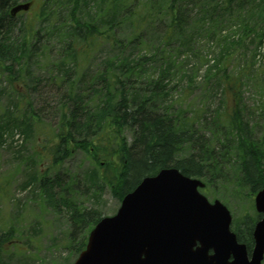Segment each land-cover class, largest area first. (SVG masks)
Segmentation results:
<instances>
[{
  "label": "trees",
  "instance_id": "trees-1",
  "mask_svg": "<svg viewBox=\"0 0 264 264\" xmlns=\"http://www.w3.org/2000/svg\"><path fill=\"white\" fill-rule=\"evenodd\" d=\"M31 1L0 0V81L16 97L0 113V147L15 131L29 137L44 125L29 101L17 114L21 88L38 89L33 67L41 60L54 69L48 84L62 89V99L55 130L42 132L46 155L30 156L35 165L46 156L47 167L31 172L22 188L36 182L57 205L52 185L60 176L49 173L76 147L91 164L87 192L105 185L120 201L167 167L199 179L205 196L219 184L251 198L264 188V102L243 107V78L232 67L235 47L254 59L264 42V0H40L33 10ZM201 69V84L230 94L222 109L192 95ZM64 204L70 248L79 253L103 216ZM249 204L253 215L235 221L245 239L259 216ZM21 236L14 225L0 232V264L12 262Z\"/></svg>",
  "mask_w": 264,
  "mask_h": 264
},
{
  "label": "rangeland",
  "instance_id": "rangeland-1",
  "mask_svg": "<svg viewBox=\"0 0 264 264\" xmlns=\"http://www.w3.org/2000/svg\"><path fill=\"white\" fill-rule=\"evenodd\" d=\"M38 1L40 0L31 1V10L39 4ZM24 15L20 13L17 17L23 18ZM52 61L54 62V59ZM232 67L233 72H239L238 75L243 78L240 90L243 107L245 106L244 108L249 111L260 109L262 107L260 100L264 102V42L258 47L254 59L251 52L242 51L240 46L235 47ZM50 68H52L50 65L45 66L41 60L37 66L33 67L34 76H39L38 89H19L24 101L19 105L17 114L23 112L29 101L36 116L45 126L41 125L37 134L29 137L15 131L13 140L8 138L6 146L0 147V187L2 188L0 190V232L5 231L9 225H14L22 235L20 246L14 249L10 264H72L74 262L79 253L70 248L68 234L73 226L69 223L67 215L70 209L64 204L65 199L72 200L81 208H93L103 217L115 214L120 205V200L105 185L101 190L95 188L87 192L84 174L89 171L91 164L87 154L78 147L72 150L70 157L55 168L53 173L51 171L49 173L53 177L57 173L60 176V182L52 185V192H55L54 199L58 200L57 205L54 206V202L51 203L42 190L40 193L36 182L26 188L21 187L22 182L28 179L31 172L37 170L44 172L48 163L46 156L43 157L44 160L37 161L38 165L30 164L29 161L35 150L46 155L41 146L42 132L50 128L54 131L58 119L62 89L48 84L47 78L54 72V69L50 70ZM202 75L203 69L199 71L196 80L198 86L194 87L192 94L199 98L196 102L198 100L203 103L209 102V110L218 107L222 109L225 107L226 100L230 99V94L221 92L219 88L210 89L207 85L201 84ZM3 87L6 90L0 93V113L5 110L11 98L16 99L13 89L8 87L6 82L0 81V89ZM81 87L85 86L81 85ZM46 144V146L50 145ZM17 152L26 158L19 157ZM74 178L78 180V184H72L71 180ZM67 183L72 186L64 185ZM231 184H226V189L219 184V188L206 197L209 201L218 199L226 204L231 212L232 220L237 222L244 214L253 215L252 209L249 208L252 199L242 193L232 195L235 190L230 186ZM246 207L248 209L244 210ZM262 264H264V257Z\"/></svg>",
  "mask_w": 264,
  "mask_h": 264
},
{
  "label": "water",
  "instance_id": "water-1",
  "mask_svg": "<svg viewBox=\"0 0 264 264\" xmlns=\"http://www.w3.org/2000/svg\"><path fill=\"white\" fill-rule=\"evenodd\" d=\"M27 7L28 3L20 4L12 11ZM201 187L199 179L174 167L145 176L123 196L115 214L90 230L72 264H261L264 188L254 196L261 217L254 225L248 259L245 245L230 230L228 208L218 199L210 202Z\"/></svg>",
  "mask_w": 264,
  "mask_h": 264
},
{
  "label": "flooded vegetation",
  "instance_id": "flooded-vegetation-1",
  "mask_svg": "<svg viewBox=\"0 0 264 264\" xmlns=\"http://www.w3.org/2000/svg\"><path fill=\"white\" fill-rule=\"evenodd\" d=\"M253 200V198H251ZM259 217L256 218V220L258 219ZM255 221L251 222V226H250V230L248 232V237L247 239H245L243 236H239V234H242L241 233V230L239 229V225H241V223H239V225H234V221H232V231L235 233L236 235V239H237V242L238 243H242L245 245V249H246V254H247V257L250 258L251 257V251L253 249V246H254V240H253V236H252V232H253V228H254V225H255ZM239 226V227H238ZM243 235V234H242ZM212 254V250L210 249L208 251V255H211ZM232 260V256H230L228 258V261H231Z\"/></svg>",
  "mask_w": 264,
  "mask_h": 264
}]
</instances>
